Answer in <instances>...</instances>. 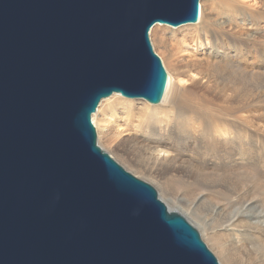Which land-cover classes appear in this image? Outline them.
I'll use <instances>...</instances> for the list:
<instances>
[{
	"label": "water",
	"instance_id": "obj_1",
	"mask_svg": "<svg viewBox=\"0 0 264 264\" xmlns=\"http://www.w3.org/2000/svg\"><path fill=\"white\" fill-rule=\"evenodd\" d=\"M200 2L0 0V264H221L92 120L115 92L162 100L151 29Z\"/></svg>",
	"mask_w": 264,
	"mask_h": 264
},
{
	"label": "bare ground",
	"instance_id": "obj_2",
	"mask_svg": "<svg viewBox=\"0 0 264 264\" xmlns=\"http://www.w3.org/2000/svg\"><path fill=\"white\" fill-rule=\"evenodd\" d=\"M210 2L216 7L211 19L202 5L195 23L153 26L163 28L168 38H177L179 46L177 63L167 68L168 84L160 104L115 92L103 98L92 115L106 150L128 169L124 161L143 151L151 163L147 169L151 178L146 179L160 188L171 209L193 216L209 229L193 208L184 210L176 204L170 181L189 193L196 189L194 205L210 194L230 196L234 188L215 180L222 177L241 182L251 194L255 184L264 196V153L260 154L264 122L256 114L264 101V8H260L264 0ZM255 200L252 197L250 203ZM251 219L239 216L224 234H208L227 264H234L233 252L244 247V233L238 227ZM246 234L264 241V223ZM227 238L229 245L222 241Z\"/></svg>",
	"mask_w": 264,
	"mask_h": 264
},
{
	"label": "rangeland",
	"instance_id": "obj_3",
	"mask_svg": "<svg viewBox=\"0 0 264 264\" xmlns=\"http://www.w3.org/2000/svg\"><path fill=\"white\" fill-rule=\"evenodd\" d=\"M200 4H201V10H202V5H204L205 17L207 19H211L213 17V9L216 7L212 4V2H210V0H202ZM260 8H264V3L263 5H261ZM150 37L153 47L156 53L161 57L166 70L167 68L173 69V67L177 63L176 58L178 56L177 52L179 46H178L177 38L176 39L168 38L163 28L160 29L152 28ZM260 88H258V90H260ZM260 91L263 90L261 89ZM260 91L257 92L260 93ZM133 100L144 101L143 99H133ZM262 104H264V101L262 102ZM262 104H260L261 106L257 110L256 114L257 117H259V119H261V121L264 122V109L262 108ZM98 143L100 144L99 137H98ZM100 146L103 147L101 144ZM261 149H260V154H263L264 147L261 146ZM106 151L110 153V151L108 150ZM110 155L116 161H118L124 168H126L129 172L133 173L138 178L145 180L146 182L153 185L158 191L159 196L163 199L162 196L163 193L160 190V188L157 185H155V183H153L152 181L146 179V178H151L149 175V170H147L150 167L151 163L147 155L143 151L141 150L135 151V158H133L132 160L127 159L124 161L127 165H130L129 168L131 169H128L126 165H124L119 160H117L116 157L111 153ZM215 180L222 181L221 184H226L229 187H233L234 188L233 193L228 197H219L217 195L210 194V197L206 201L202 203H195V205L193 204L192 195L197 193L196 189H194L191 193H189L187 190L182 189V187L174 180H172V182L169 180L170 183L169 182L168 183L170 185L172 195L175 197V202L179 207L183 208L184 210H186L187 207H191L193 208L194 213H198L201 218L207 220L209 226L211 227L210 229L202 225L199 226L198 221L194 219L193 216L188 217L187 214L184 213L188 217V220H190L199 230L202 239L212 250V252L218 258L221 264H227V263L225 262L222 255L218 253L219 250L218 249L216 250L214 248V244L210 242L208 234L214 231L220 234H224L225 229L227 227H231L239 216L246 215L248 217L253 218L250 221H248V223L242 224L238 227V229L242 230L244 233L243 235L244 247L243 248L239 247L237 250L233 252V256L236 259L234 264H260L261 262L264 261V241L255 238L251 234H246V232L248 229L259 230L260 225L264 223V214L262 212V207L264 206V196L260 195L259 190L256 188L255 184H253V194H251V192L246 190L247 187L242 185L241 182L234 183V181H231L228 177H222ZM252 197H256V200L253 203H250ZM163 200L171 208V206L168 204V201H166L165 199ZM239 210H241V214H239ZM259 210H261V214H263V216H261V214H257ZM255 220H257V222H255ZM222 241L229 245L228 241H231V239L230 238L222 239Z\"/></svg>",
	"mask_w": 264,
	"mask_h": 264
}]
</instances>
